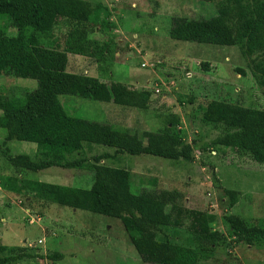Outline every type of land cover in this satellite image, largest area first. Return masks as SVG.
Returning a JSON list of instances; mask_svg holds the SVG:
<instances>
[{
  "label": "rangeland",
  "instance_id": "1",
  "mask_svg": "<svg viewBox=\"0 0 264 264\" xmlns=\"http://www.w3.org/2000/svg\"><path fill=\"white\" fill-rule=\"evenodd\" d=\"M88 1L99 8L96 23L87 25L85 37L73 41L69 32L74 26L59 19L51 31L39 34L41 44L67 53V71L85 73L112 89L124 83L151 90L150 105L142 110L65 94L58 96L61 104L72 115L139 133L175 132L191 143L195 156L186 161L123 153L105 157L100 164L129 170L134 193L142 188L167 189L176 193L178 205L215 216L210 226L224 234L226 241L199 264H264V236L254 237L251 243L237 241L225 219L234 214L249 226L264 227V163L240 149L216 144L224 126L201 119L202 108L213 99L264 109V51L247 50L245 37L234 45L218 46L169 36L172 16L210 17L217 13L218 0ZM248 1L257 5L264 0ZM0 26L14 30L4 17H0ZM36 84L31 78L0 75V92L7 95H18L19 88ZM156 84L161 88L158 95L154 93ZM3 135L0 128V244L35 255H63L60 259L25 258L16 264H150L141 260L118 218L62 206L24 187L32 178L90 188L91 169L18 170L9 163L4 149L11 155L25 153L34 158L36 144L10 140L4 145ZM82 151L74 157L84 156L90 163L93 155L113 154L112 148L98 144H85ZM225 189L237 191L232 206ZM187 227L184 221L176 230L178 235L173 229L166 233L185 244Z\"/></svg>",
  "mask_w": 264,
  "mask_h": 264
},
{
  "label": "trees",
  "instance_id": "2",
  "mask_svg": "<svg viewBox=\"0 0 264 264\" xmlns=\"http://www.w3.org/2000/svg\"><path fill=\"white\" fill-rule=\"evenodd\" d=\"M98 8L88 0H0V17L14 29L0 26V75L31 78L37 83L34 88H19L15 96L0 92L3 144L10 140L36 144L34 158L25 153L11 155L7 147L4 155L18 170L36 172L52 166L91 169L94 177L90 188L41 180H27L24 187L62 206L118 218L143 262L199 264L213 255L216 245L226 241L224 234L210 226L215 216L178 205L176 193L167 189L142 188L134 193L129 170L100 164L105 157L123 153L192 161L195 156L191 143L169 130L139 133L72 115L58 98L74 95L142 110L150 105L151 90L124 83L112 89L85 73L67 71V53L41 44L39 34L51 31L59 19L74 26L69 32L73 41L82 39L87 25L96 23ZM168 33L175 40L218 46L234 45L245 37L247 50L264 51V1L254 5L248 0H218L217 13L210 17L172 16ZM201 119L224 126L216 144L240 149L254 161L264 163V109L213 99L202 108ZM85 144L107 146L113 154L93 155V163L84 156L74 157L83 152ZM225 193L230 206L234 205L237 191L225 189ZM225 219L237 241L251 243L254 237L264 236V227L249 226L238 215L228 214ZM184 221L188 222L189 232L185 244L173 241L166 233L173 229L178 235L176 230ZM45 256L60 259L63 255H35L21 247L9 249L0 244V264Z\"/></svg>",
  "mask_w": 264,
  "mask_h": 264
},
{
  "label": "built area",
  "instance_id": "3",
  "mask_svg": "<svg viewBox=\"0 0 264 264\" xmlns=\"http://www.w3.org/2000/svg\"><path fill=\"white\" fill-rule=\"evenodd\" d=\"M143 65H146V63H142V66ZM187 75H190L189 74V72H187ZM165 85V84H164ZM156 87H155V89H154V93H156V95H158L159 93H161V88L156 84L155 85ZM167 86V85H166ZM42 242V240L40 239L39 240V243H41Z\"/></svg>",
  "mask_w": 264,
  "mask_h": 264
},
{
  "label": "crops",
  "instance_id": "4",
  "mask_svg": "<svg viewBox=\"0 0 264 264\" xmlns=\"http://www.w3.org/2000/svg\"><path fill=\"white\" fill-rule=\"evenodd\" d=\"M22 176H23V174H22ZM31 180H38V179H32V178H31ZM0 188H1V187H0ZM1 190H2V188H1ZM9 192L12 193V194L16 193V192H14L12 189H9ZM17 194H19V192H18Z\"/></svg>",
  "mask_w": 264,
  "mask_h": 264
}]
</instances>
